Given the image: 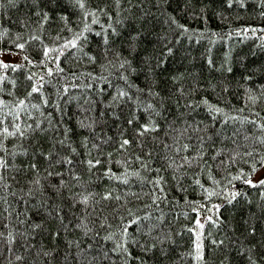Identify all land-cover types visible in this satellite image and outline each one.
<instances>
[{
    "label": "trees",
    "instance_id": "1",
    "mask_svg": "<svg viewBox=\"0 0 264 264\" xmlns=\"http://www.w3.org/2000/svg\"><path fill=\"white\" fill-rule=\"evenodd\" d=\"M84 3L0 0V264H264V0Z\"/></svg>",
    "mask_w": 264,
    "mask_h": 264
},
{
    "label": "snow or ice",
    "instance_id": "2",
    "mask_svg": "<svg viewBox=\"0 0 264 264\" xmlns=\"http://www.w3.org/2000/svg\"><path fill=\"white\" fill-rule=\"evenodd\" d=\"M13 2H14V0H9V3H13ZM72 2L74 3V5H78V7H79L80 9H84V8H85L84 0H72ZM231 3H232V0H229V6L231 5ZM117 4H119V0H117ZM101 11H103V10H101ZM86 15L95 16L96 14L93 12V13H87ZM45 19H47V13H45ZM92 23H97V20H96V19H93ZM85 31H90V28H89V26H88L87 24L85 25ZM185 31H187V29H185ZM81 35H82V34H81ZM97 35H100V33H97ZM35 38H36V37H33V39H35ZM80 38H81V36H77L76 39H74V40H72V41H69V42L65 43V45H64L63 47H64V48H70V47H71V48H75V47H77V41H78ZM104 42L107 43V39H106V38H105V41H104ZM17 47L20 48V49H23V48H24V44H18ZM50 51H56V50H55V49H46V50H45V53H44L45 57H47V56L49 55V52H50ZM168 51H169V53H171V49H169ZM61 54H63V53L61 52ZM26 59H27V58H26ZM123 66H124V65L122 64L121 67H123ZM0 67H3V68H5V69H7V68H9V67H13V66L8 65V64H4V63L0 62ZM16 67H19V66H16ZM57 67H59L58 64H57ZM60 70L62 71V69H60ZM48 75H52V70H51V69H49ZM4 79H5L4 77L0 76V82H2ZM28 79H32V77L29 76ZM41 87H42V85H40V86L34 85V86L32 87L31 92L29 93V96H31L33 93H37V92H39ZM65 91H67V89H65ZM119 95H120V96H125V95H127V94L124 93V92H120ZM0 103H3V102H0ZM24 104H25V101H23V100L19 101V106H20V107H23ZM150 107H151V105H150ZM217 111H220V110L217 109ZM0 123H2V121H0ZM129 123H131V121H129ZM260 127H261L262 129H264V125H261ZM149 130H155V129H149L148 126H144V131H145V132H146V131H149ZM0 132H2L5 136H13V135H15L16 133H20L21 135H23V132L21 131L20 126H19L18 124L15 125V132L10 131L7 127H4L2 130H0ZM61 143H63V141H61ZM127 144H129V141L125 139V140H123V143H122L121 146L123 147L124 145H127ZM185 147H187V146H185ZM249 155H251V153H249ZM46 158H47V157H46ZM58 162H62V161H58ZM66 162H67L68 164H71V163H72L71 160H67ZM99 163H100V161H98V160H97L95 163H93L92 160H89V161H88L89 168L95 167L96 164H99ZM6 167H7L6 162H5L2 158H0V168H6ZM32 167L35 168V165H32ZM170 167H171V165H170ZM157 171H159V170L157 169ZM253 171H255V168L253 169ZM49 175H52V174L49 173ZM239 178H240V177H234V179H239ZM117 179H119V177H117ZM161 179H162V178H161ZM38 182H39V181H37V183H38ZM122 182H123V183H128L127 179H124ZM160 182H161L160 179L154 181V183H155L156 185H159ZM245 182L248 183V184H250V185H252L253 187L258 186V185H256V184H253L251 180H247V181H245ZM63 183H64V182L61 181V184H63ZM197 183H199V181H197ZM259 185H264V180H261V181L259 182ZM209 195H212V193H209ZM238 195H240V193H233V195H232V200H235L236 197H237ZM109 198H110V195L104 197V199H109ZM117 199H118V197H117ZM88 200H89V197H88V196H84V197H83V200H82L81 202L84 203L85 205H87ZM232 200H229V203H231ZM209 219L211 220V218H209ZM137 222H138V219H134V220L131 221L132 224H136ZM196 224H197V227H198V228L203 229L204 225H203L202 223H200L199 220H197ZM129 226H130V225H129ZM36 227H39V225H36ZM124 234H125V236H127V227L124 228ZM213 243H215V241H214ZM221 243H222V242H221ZM118 247L123 248V245H118ZM123 250H124L125 252H127V248H123ZM195 251H196V253H197L196 256H195V259H196L197 261H201V260L203 259V256H202V234H197V236H196V241H195ZM17 259H20V258L17 257Z\"/></svg>",
    "mask_w": 264,
    "mask_h": 264
},
{
    "label": "rangeland",
    "instance_id": "3",
    "mask_svg": "<svg viewBox=\"0 0 264 264\" xmlns=\"http://www.w3.org/2000/svg\"><path fill=\"white\" fill-rule=\"evenodd\" d=\"M27 56L19 51V50H6V49H0V62L4 63V64H23L27 61ZM264 178V163L257 169L255 170L250 177L247 180H251L253 184H256L258 182H260L261 180H263ZM239 191L238 188L236 187H230L226 190V196L224 198V200H227L229 198H232L233 193H237ZM222 203V201H218L216 203H214V205L211 206V209H214L216 207H218L220 204ZM212 211L207 212V215H210ZM207 215H205L204 213L198 212L197 214V220L200 221V223H202L203 225L205 224V218L207 217ZM196 220V222H197ZM195 241H196V236L197 234H202L203 237V229H200L197 227V224L195 226ZM197 254V253H196Z\"/></svg>",
    "mask_w": 264,
    "mask_h": 264
}]
</instances>
